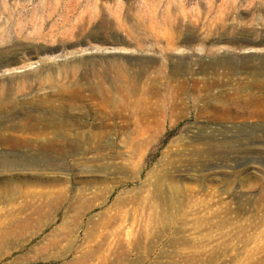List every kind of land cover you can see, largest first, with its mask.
I'll return each mask as SVG.
<instances>
[{"label": "rangeland", "instance_id": "1", "mask_svg": "<svg viewBox=\"0 0 264 264\" xmlns=\"http://www.w3.org/2000/svg\"><path fill=\"white\" fill-rule=\"evenodd\" d=\"M0 100V264H264V0H0Z\"/></svg>", "mask_w": 264, "mask_h": 264}, {"label": "bare ground", "instance_id": "2", "mask_svg": "<svg viewBox=\"0 0 264 264\" xmlns=\"http://www.w3.org/2000/svg\"><path fill=\"white\" fill-rule=\"evenodd\" d=\"M113 89V88H112ZM5 94V93H4ZM9 96V95H8ZM1 101V100H0ZM16 101V100H15ZM2 102V101H1ZM4 107V106H3ZM18 123H20V121L18 122ZM54 123H56V122H54ZM19 124H17V126H18ZM46 125V124H45ZM55 125V124H54ZM23 127H24V125H23ZM31 127V126H30ZM14 128H16V127H10L9 129H7V130H12V132L14 131ZM26 128V127H25ZM48 132V131H47ZM55 134V133H54ZM4 136V135H3ZM56 137V136H55ZM2 139V138H1ZM9 139V138H8ZM6 140V139H5ZM32 140V139H31ZM53 140V139H52ZM54 140H56V139H54ZM25 142V141H24ZM59 143V142H58ZM23 144V143H22ZM25 144V143H24ZM70 145V144H69ZM21 146V145H20ZM51 146V145H50ZM60 146V145H59ZM47 148V147H46ZM45 148V149H46ZM68 148V147H67ZM53 149V148H52ZM50 151V150H49ZM62 153V152H61ZM66 153V152H65ZM61 156H62V154H61ZM1 163H3V162H1ZM27 187V186H26ZM18 189V188H17ZM13 194V193H12ZM29 195V194H28ZM28 195H26V196H28ZM36 195V194H35ZM35 195H33V196H35ZM5 196V195H4ZM32 196V197H33ZM40 196V195H39ZM13 197V196H12ZM24 197V196H23ZM38 200V199H37ZM26 201V200H25ZM29 206H30V204H29ZM41 208V207H40ZM49 210V209H48Z\"/></svg>", "mask_w": 264, "mask_h": 264}]
</instances>
